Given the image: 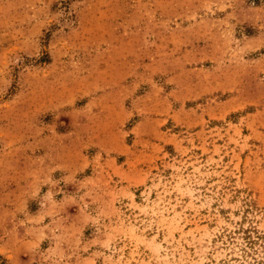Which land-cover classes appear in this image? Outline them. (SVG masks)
<instances>
[{"label":"rangeland","instance_id":"rangeland-1","mask_svg":"<svg viewBox=\"0 0 264 264\" xmlns=\"http://www.w3.org/2000/svg\"><path fill=\"white\" fill-rule=\"evenodd\" d=\"M264 264V0H0V264Z\"/></svg>","mask_w":264,"mask_h":264},{"label":"trees","instance_id":"trees-1","mask_svg":"<svg viewBox=\"0 0 264 264\" xmlns=\"http://www.w3.org/2000/svg\"><path fill=\"white\" fill-rule=\"evenodd\" d=\"M1 264H4V263H1Z\"/></svg>","mask_w":264,"mask_h":264}]
</instances>
